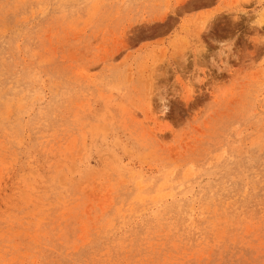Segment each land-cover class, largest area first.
<instances>
[{"label": "rangeland", "instance_id": "1", "mask_svg": "<svg viewBox=\"0 0 264 264\" xmlns=\"http://www.w3.org/2000/svg\"><path fill=\"white\" fill-rule=\"evenodd\" d=\"M0 264H264V0H0Z\"/></svg>", "mask_w": 264, "mask_h": 264}]
</instances>
